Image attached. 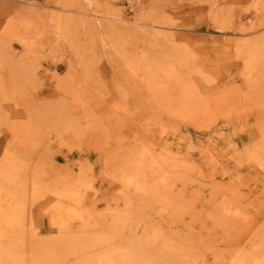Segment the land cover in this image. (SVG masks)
<instances>
[{"label": "rangeland", "instance_id": "1", "mask_svg": "<svg viewBox=\"0 0 264 264\" xmlns=\"http://www.w3.org/2000/svg\"><path fill=\"white\" fill-rule=\"evenodd\" d=\"M0 209V264H264V0H0Z\"/></svg>", "mask_w": 264, "mask_h": 264}, {"label": "bare ground", "instance_id": "2", "mask_svg": "<svg viewBox=\"0 0 264 264\" xmlns=\"http://www.w3.org/2000/svg\"><path fill=\"white\" fill-rule=\"evenodd\" d=\"M14 205H15V204H14ZM8 206H9V205H8ZM3 207H4V206H2V208H3ZM5 207H6V205H5ZM12 207H15V206H12ZM3 209H4V208H3ZM0 210H1V209H0ZM0 212H1V211H0ZM4 212H6V210H5ZM12 212H13V211H12ZM6 213H10V212H6ZM1 214H2V213H0V215H1ZM11 214H12V213H11ZM13 214H14V213H13ZM8 215H9V214H8ZM1 217H3V216H1ZM1 217H0V218H1ZM8 217H9V216H8ZM12 218H14V216H13ZM2 219H3V218H2ZM10 220H11V219H10ZM14 220H15V219H14ZM0 221H1V220H0ZM3 221H5V217H4V219L2 220V222H3ZM8 221H9V220H8ZM5 222H7V221H5ZM5 222H4V223H5ZM10 222H11V221H9V223H10ZM17 223H18V222H17ZM4 225H5V224H4ZM10 225H11V224H10ZM13 225H14V223H13ZM13 225H12V226H13ZM16 225H17V224H16ZM8 228H11V227H8ZM16 228H18V227H16ZM1 229H3V228H1ZM9 230H10V229H9ZM10 231H11V230H10ZM10 231H9V232H10ZM1 233H2V232H1ZM11 233H12V232H11ZM7 234H8V233H6V235H7ZM1 235H2V234H1ZM3 235H5V234H3ZM0 241H1V240H0ZM8 241H9V240H6V241H5V243H4L5 247H9V246H6V242H8ZM1 242H4V241H1ZM1 242H0V243H1ZM9 242H11V240H10ZM9 242H8V243H9ZM2 244H3V243H2ZM2 244H1V245H2ZM9 244H10V243H9ZM9 244H8V245H9ZM10 246H11V245H10ZM12 246H13V245H12ZM3 247H4V246H3ZM10 248H11V247H10ZM3 249H6V248H3ZM9 250H10V249H9ZM3 251H4V250H2V252H3ZM6 251H7V249H6ZM0 252H1V251H0Z\"/></svg>", "mask_w": 264, "mask_h": 264}]
</instances>
